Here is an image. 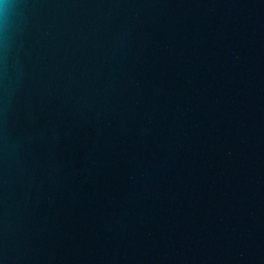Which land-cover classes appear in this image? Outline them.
<instances>
[{
	"label": "water",
	"instance_id": "obj_1",
	"mask_svg": "<svg viewBox=\"0 0 264 264\" xmlns=\"http://www.w3.org/2000/svg\"><path fill=\"white\" fill-rule=\"evenodd\" d=\"M13 3L0 264H264V0Z\"/></svg>",
	"mask_w": 264,
	"mask_h": 264
},
{
	"label": "clouds",
	"instance_id": "obj_2",
	"mask_svg": "<svg viewBox=\"0 0 264 264\" xmlns=\"http://www.w3.org/2000/svg\"><path fill=\"white\" fill-rule=\"evenodd\" d=\"M13 9V0H0V31H3L6 27L8 18Z\"/></svg>",
	"mask_w": 264,
	"mask_h": 264
}]
</instances>
